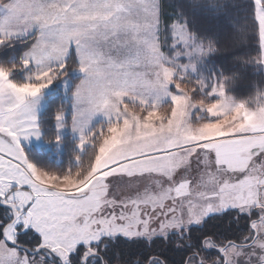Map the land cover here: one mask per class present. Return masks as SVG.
<instances>
[{"label": "snow or ice", "instance_id": "1", "mask_svg": "<svg viewBox=\"0 0 264 264\" xmlns=\"http://www.w3.org/2000/svg\"><path fill=\"white\" fill-rule=\"evenodd\" d=\"M189 14L217 38L251 19L264 51V0H0V264H264V120L210 134L233 106L189 102L145 121L198 70ZM196 95L221 99L207 79ZM66 141L63 170L25 151Z\"/></svg>", "mask_w": 264, "mask_h": 264}, {"label": "trees", "instance_id": "2", "mask_svg": "<svg viewBox=\"0 0 264 264\" xmlns=\"http://www.w3.org/2000/svg\"><path fill=\"white\" fill-rule=\"evenodd\" d=\"M165 5L170 2L174 4H187L189 6L199 2L204 3L205 0H163ZM217 4H224L231 6V4L243 3V0H214ZM171 11V9H167ZM189 13L191 8L189 7ZM189 25L192 29L189 34L195 36L201 41L209 43L212 46L210 53L214 56L227 57L222 64H213L214 57L206 56L203 61V71L208 79H215L221 83L224 94L229 97L232 102L243 103L248 108H254L264 101V71L257 68V57L260 52L255 47V42L249 39L253 34L254 29L251 25V19L239 20L234 24L233 28L229 31L222 32L217 38L216 31H205V29L212 28V22L202 19L199 16L188 17ZM221 69H223L221 71ZM215 71V75H213ZM22 78V74L21 77ZM185 78V77H184ZM179 87L184 90L190 99L198 100L199 95L191 96L192 88L196 85V79L188 76L183 82L178 83ZM55 85L53 90L46 95V99L50 98L55 92ZM102 122L98 121L97 123ZM26 152H31L40 162L47 164L56 169H66L74 166L76 161L71 152V142L66 141L62 147L61 152L58 154L59 160L50 157V152L47 150L45 153H37L31 146L25 149ZM92 151L84 157L82 168L86 167L87 162L92 157Z\"/></svg>", "mask_w": 264, "mask_h": 264}, {"label": "rangeland", "instance_id": "3", "mask_svg": "<svg viewBox=\"0 0 264 264\" xmlns=\"http://www.w3.org/2000/svg\"><path fill=\"white\" fill-rule=\"evenodd\" d=\"M189 36L192 37V39H187V43L193 45L191 52L194 53V56L192 60L186 61L185 63L189 65L190 69L192 68V66H197L198 70H194V74L185 75L184 77L185 78H187L188 76L194 77L196 79V85H199L201 81L207 79L209 83H211L214 86V88L219 92L221 99L215 102H212L210 104H206L205 100L202 98L198 100L190 99L188 95L184 92V90L179 87L178 85L179 79H178L177 81H174V82L177 84V87H179L180 90L184 93V96L177 97L174 101V106L172 107H170L167 104H163L160 107L159 112L149 113L148 116L145 117V121L148 124V126L151 127L154 123L162 124L164 120L168 118V113L170 111L172 113H176L186 103H189V102L192 103L193 105H200L203 107H207L209 108V110H212L221 102H224L227 105L233 106L229 114L225 115L223 119L217 121L213 125H203L202 130L207 131L210 134H214L215 131L220 128H226L228 131H233V130L240 129L244 127L245 125H248L253 120H257V121L264 120V101L258 104L257 106H254V108H248L243 103L232 102V100L224 94L222 87H221V83L217 82L215 79H208L206 77L203 71V61L205 60L206 56L211 52L212 46L209 43L199 40L195 36L189 34L187 30H185L184 38H187ZM183 54L185 55L189 54V50L185 49V52ZM257 62L258 63L264 62V51L260 52L259 56L257 57ZM167 71L176 72L177 77H180L181 75H183L182 72L176 71L175 66H169L167 68ZM150 79L152 81H155V75L150 73ZM54 85L56 86L55 89L57 88L62 89V85H60L59 82H53V85H50L49 89L45 90V96L50 92V90L51 91L53 90ZM130 111L134 116L140 115L139 108L130 109ZM95 120L96 122L102 121L103 117L98 115L95 118ZM193 127H195V125H193ZM33 144L34 142L26 143L25 149L30 148ZM61 150L62 149H60L56 153H52L51 150L49 149L48 150L50 152L49 156L56 158V160H59L58 154L61 152ZM206 264H214V262L210 260V261H207Z\"/></svg>", "mask_w": 264, "mask_h": 264}]
</instances>
